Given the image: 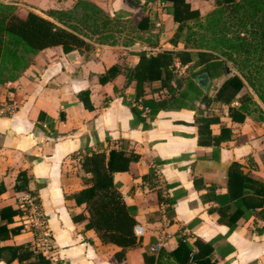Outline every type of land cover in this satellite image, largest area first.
Wrapping results in <instances>:
<instances>
[{"label":"crops","instance_id":"0c3cea01","mask_svg":"<svg viewBox=\"0 0 264 264\" xmlns=\"http://www.w3.org/2000/svg\"><path fill=\"white\" fill-rule=\"evenodd\" d=\"M0 1L15 5L21 16L30 10L45 15L51 8L70 9L77 2ZM90 1L125 21L130 29L117 33L114 43L86 37L89 49L65 51L56 45L39 50L16 80L0 83V210L7 207L0 214V249L21 246L14 252L1 249L0 264H38L36 254L42 247L23 208L31 193L40 200L42 228L49 232L50 246L43 253L49 264H146L144 252L151 245L162 242L173 249L180 234L191 243L196 237L211 242L215 264H264L262 206H247L242 196L232 198L229 192L233 162L241 163L249 176L264 180V119L252 112L233 120L227 104L195 100L204 115L219 118L210 123V132L204 128L205 135L213 137L206 144L198 142V113L189 106L161 109L153 119L146 118L147 126L135 121L136 81L128 77V68L139 63L150 38L157 37L154 48L183 49L182 41L177 45L170 41L178 26L167 12L172 2ZM186 2L201 15L215 7V0ZM155 26L159 27L156 31ZM115 64L119 71L101 81ZM227 76L215 77L203 91L212 97ZM160 84L159 80L146 83L144 97H163L166 89H156ZM85 90L91 108L79 96ZM254 99L259 102L257 96ZM7 107L11 110L3 111ZM40 112L45 119H39ZM46 118L54 120L52 129ZM111 149L139 155L129 161L127 169L112 173L133 209L136 226L142 227L138 245L122 255L120 246L103 243L87 227L85 201L69 197L91 186L85 179L98 169L101 155L108 169ZM92 153L100 158L88 159ZM150 168L153 175L144 179ZM21 170L32 176L34 186L28 190L14 188ZM253 194L243 188V196ZM223 206H228V213L237 207L243 210L233 225L220 219L217 208ZM75 214L84 217L75 220Z\"/></svg>","mask_w":264,"mask_h":264},{"label":"trees","instance_id":"16d2710c","mask_svg":"<svg viewBox=\"0 0 264 264\" xmlns=\"http://www.w3.org/2000/svg\"><path fill=\"white\" fill-rule=\"evenodd\" d=\"M162 1L172 2L167 6V12L178 23L171 42L174 45H177L178 41L183 42V49L175 50V55L186 68L189 67V63L193 67L180 86L168 83L166 74L168 75L170 69L167 63L153 66V60L158 59L154 56H150L146 64L128 68V77L136 81V102L132 105L135 121L140 120L143 126H147L146 118L153 119L161 109L189 106L198 113L196 118L199 125L198 142L206 144L211 142L213 137L206 136L204 128L210 132V123L218 121L219 118L204 115L201 108L195 107L193 102L195 100H200L206 105L216 101L227 104L233 120H242L245 115L252 112L260 113L259 117L264 119V109L260 105V102L264 105V0H215V7L205 15H201L197 9H191L186 0ZM78 7L82 9V14L77 19L80 27L72 23ZM44 14L30 10L25 16H21L16 12L15 5L0 1V83L16 80L27 69L39 50L56 45H61L65 51L89 49L91 44L86 40L88 36L84 29L100 36L111 27L110 25L120 20L90 0H77L70 9H47ZM99 41L116 42L115 39ZM145 55L146 52L142 51L141 58ZM117 71H119L117 64L111 66L100 77L101 81H107ZM223 73L228 75L227 78L212 97L208 96L202 87L205 85L209 87L213 79ZM158 80L161 84L156 89L166 88L168 96L159 99L145 98L146 83ZM245 87L250 89L238 96ZM79 96L87 106L92 107L88 103V90L80 92ZM254 96H257L259 102ZM140 103L143 107H148L145 114L139 106ZM63 117L61 113V119ZM39 119H45L43 112H40ZM46 120L52 129L54 120L52 118ZM138 156L133 151L127 155L125 152L111 149L108 169L104 168L102 163L104 159L101 155L98 169H93V174L85 179L91 186L69 195L85 201L88 212L87 227L93 228L103 243L120 246L119 255L125 254L126 249L138 245L140 238L135 232L137 220L133 209L125 201L119 184L113 180L112 173L115 170L127 169L129 161L136 160ZM87 158L97 161L100 156L92 153ZM153 173V168H150L149 173L143 178L148 179ZM32 181L28 171L21 170L14 188L28 190L30 185L34 186ZM36 185L38 187L39 184ZM243 188L256 194L243 196ZM229 192L232 198L242 196L247 206L251 204L256 207L262 206L259 213L264 218V180L244 173L239 162H233L229 168ZM35 198L40 202L37 196ZM6 208H2L0 214ZM227 209L228 206H223L217 208V211L221 220H227L233 225L243 210L237 207L228 213ZM83 217L82 214L73 215L75 220ZM34 230L38 235L39 231L35 228ZM20 247L4 246L1 249L14 252ZM213 252L211 242L196 237L191 243L185 234H180L175 248L169 250L162 245L156 251H151L149 247L144 252V258L146 264H215ZM36 258L38 264L50 263L41 251L37 252Z\"/></svg>","mask_w":264,"mask_h":264},{"label":"rangeland","instance_id":"374dc122","mask_svg":"<svg viewBox=\"0 0 264 264\" xmlns=\"http://www.w3.org/2000/svg\"><path fill=\"white\" fill-rule=\"evenodd\" d=\"M81 14H82V9L80 7L76 8V10L74 12V18L72 20V23L74 25H77L78 27H80V25L78 24L77 19L81 16ZM110 26L111 27L108 28L103 33V35H100V36L95 35V34H91L90 30H88V29H84L85 30L84 32H86V34L88 36L87 38H89V39H96L98 41H99V39L104 40V41H110L111 39L116 40L117 33L122 32V31L127 30V29H130V26H128V24L125 21H122L121 19L117 23L112 24ZM157 28L159 29V27L155 26L154 30L156 31ZM155 40H157V37H153V38H150L148 40V43L145 45L146 48L143 50V51L147 52L145 57L141 58L139 60V63L136 64L134 67H130V68H136L138 65L140 66V65L144 64L146 61H148L150 56H154V58H158V59L153 60V66L155 64H159V63H167L168 64V68L170 69V72L168 73V75L166 74L167 79H168V83H170V85H173V84H177L179 86L182 85L183 79L186 78V76H188V74L192 70L193 66L189 63L188 68H186V67L184 69L177 68L176 64L180 61L178 59V56L175 55L176 51L174 49H167V48H161V47L159 49H157V48L152 47V42H155ZM164 89H166V88H164ZM161 94H164V96H168V90L166 89L165 91H162ZM39 246H41L40 243H39Z\"/></svg>","mask_w":264,"mask_h":264},{"label":"built area","instance_id":"2783aa9c","mask_svg":"<svg viewBox=\"0 0 264 264\" xmlns=\"http://www.w3.org/2000/svg\"><path fill=\"white\" fill-rule=\"evenodd\" d=\"M176 67L184 69L186 67V65H182L180 62H178L176 64ZM139 106L144 110V112L148 111L147 106L143 107L141 105V103L139 104ZM10 110H11V108L7 107L3 111L8 112ZM23 208L25 210V214L27 215L30 222L32 223V227L39 231L38 237L40 240V245L42 246V253L46 254V252L50 246V236H49V232L45 228H42L43 220H42V212H41L40 202H38L36 200L35 196H33L31 194H27V196L25 197ZM135 232L138 236H140L142 234V227L140 225H137L135 227ZM162 245H163L162 242L151 245L150 250L156 251L158 249V247L162 246Z\"/></svg>","mask_w":264,"mask_h":264}]
</instances>
